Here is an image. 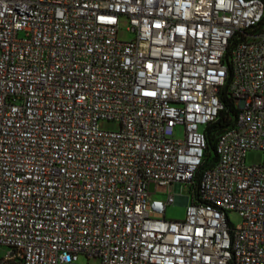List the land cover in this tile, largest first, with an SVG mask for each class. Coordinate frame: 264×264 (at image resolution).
Listing matches in <instances>:
<instances>
[{
	"label": "built area",
	"instance_id": "obj_1",
	"mask_svg": "<svg viewBox=\"0 0 264 264\" xmlns=\"http://www.w3.org/2000/svg\"><path fill=\"white\" fill-rule=\"evenodd\" d=\"M224 97L237 115L205 167ZM1 247L0 264H264V0H0Z\"/></svg>",
	"mask_w": 264,
	"mask_h": 264
},
{
	"label": "rangeland",
	"instance_id": "obj_2",
	"mask_svg": "<svg viewBox=\"0 0 264 264\" xmlns=\"http://www.w3.org/2000/svg\"><path fill=\"white\" fill-rule=\"evenodd\" d=\"M129 21L126 18H121L119 23V38L121 40H129L133 38V35L128 32ZM99 126L104 131H118L120 125L115 122L101 121ZM177 135L179 138L183 137V133L178 129ZM263 156L259 152L251 151L247 154V163L250 165L258 164L262 161ZM149 191L152 194L158 195L160 198H164L168 194V189L165 186H157L151 184ZM186 216V207L183 205H173L167 208L166 218L167 220H184ZM229 220L235 227H239L242 223V218L237 212H229ZM9 252L8 248H0V258H3ZM77 264H100L98 259L88 260L85 256H79Z\"/></svg>",
	"mask_w": 264,
	"mask_h": 264
},
{
	"label": "trees",
	"instance_id": "obj_3",
	"mask_svg": "<svg viewBox=\"0 0 264 264\" xmlns=\"http://www.w3.org/2000/svg\"><path fill=\"white\" fill-rule=\"evenodd\" d=\"M223 103L224 109L220 113L218 120L206 129V136L208 140V162L205 167H207L209 163L216 161L213 155L215 152L216 137L228 127L233 126L237 115V110L235 109L232 100L224 97Z\"/></svg>",
	"mask_w": 264,
	"mask_h": 264
}]
</instances>
